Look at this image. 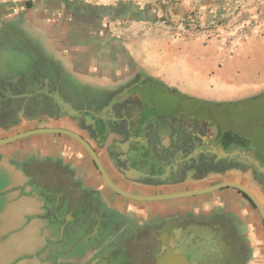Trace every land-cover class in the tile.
I'll return each instance as SVG.
<instances>
[{
	"label": "crops",
	"instance_id": "1",
	"mask_svg": "<svg viewBox=\"0 0 264 264\" xmlns=\"http://www.w3.org/2000/svg\"><path fill=\"white\" fill-rule=\"evenodd\" d=\"M60 76L63 83L95 93L143 84L207 104L252 98L264 92V0H0V139L46 127L76 132L91 144L108 176L134 195L215 185L227 175L173 178L177 168L164 166L174 156L173 146L166 138L154 140L147 124L137 137L108 129L101 140L97 131L92 135L68 117L53 116L51 98L72 107L58 91ZM136 98L157 101L144 91ZM156 105L166 110L160 101ZM134 143L135 156L146 153L157 162L152 172L130 165ZM235 189L165 200L130 198L107 183L75 138L30 135L0 145V264H57L59 229L63 237L70 227L78 245L90 246L76 260L101 264L125 243L119 235L128 226L178 211L196 218L216 210L233 211L246 264H264L262 216ZM164 245L167 252L156 255L158 264L169 248L186 254ZM196 245L190 240L176 246L196 259ZM64 260L71 261L69 253Z\"/></svg>",
	"mask_w": 264,
	"mask_h": 264
},
{
	"label": "flooded vegetation",
	"instance_id": "2",
	"mask_svg": "<svg viewBox=\"0 0 264 264\" xmlns=\"http://www.w3.org/2000/svg\"><path fill=\"white\" fill-rule=\"evenodd\" d=\"M62 79L60 76L58 91L64 100L72 105L74 111L69 113V107L51 98L49 103L52 105L53 116L68 117L79 126L85 127L92 135L97 131L101 140L105 139L108 129L125 131L127 137L131 133L137 137L139 129L147 124L145 128L154 140L162 141L166 138L169 145L173 146L174 156L164 164L166 167L177 168V172L172 174L173 178L179 177L183 180L187 175L205 178L211 174L225 176L231 171H237L246 179L247 174H250L249 181L244 178L236 181L249 188L264 205L261 198V195L264 196V172L261 171L264 168V157L259 155V151L238 144L237 139L228 130L221 129V124H217V128L213 129L211 125L203 126V119L192 115L188 117L185 112L182 114L179 111L160 110L156 105L158 101L149 104L146 100L137 99L138 92L150 89L145 88L146 85L143 84L129 85L123 91L119 89L109 93H95L88 88L63 83ZM124 91L128 94L122 95ZM90 121L94 124H90ZM135 143L131 145L129 153L130 165L152 172L158 165L157 162L152 161L146 153H142L140 157L135 156ZM248 156L253 157L257 163L250 164ZM123 166H126V163ZM122 174L124 175L123 172ZM111 180L120 187L116 179L112 177ZM48 182L49 186L56 187L53 180ZM221 182H224V179L215 184ZM69 189L70 193H75L74 188ZM224 189L229 188L222 190ZM235 190L242 199L253 204L242 191ZM193 215L181 214L178 211L157 222L128 226L119 235L125 237V243L104 255L100 263L158 264L156 255L167 252L168 246L164 245L167 241L175 252L188 254L192 264H246L243 236L234 230L236 217L233 211L216 210L210 215L203 213L196 218H193ZM166 223L168 224L164 226ZM163 230L167 232L162 237L158 236L157 233ZM190 240H196L197 243L196 259L193 254L176 246L177 243Z\"/></svg>",
	"mask_w": 264,
	"mask_h": 264
},
{
	"label": "rangeland",
	"instance_id": "3",
	"mask_svg": "<svg viewBox=\"0 0 264 264\" xmlns=\"http://www.w3.org/2000/svg\"><path fill=\"white\" fill-rule=\"evenodd\" d=\"M175 92L174 89H171V91L163 90L159 85L145 90L146 94L151 95V98L156 97V100L160 101L169 112L179 111L182 114L185 112L188 117L192 115L198 119H203L201 121L203 126L211 125L213 129L217 128V124H221V129L223 128L224 131L228 130L232 135L242 134L249 140L252 139L257 146L264 148V92L252 98L238 100V102L226 101L213 104H207L205 101L201 102L182 95H175ZM247 175L246 179L249 181L251 175ZM243 178L237 171L223 177L224 181L232 182ZM246 179L244 178V180ZM261 198L264 203V196L261 195ZM72 230L73 227H70L68 231L65 230L63 233L65 237H62L59 229L57 264H84L83 261H78L76 258L86 255L90 246L78 245L76 240L71 237ZM66 253L70 254L71 261L64 260Z\"/></svg>",
	"mask_w": 264,
	"mask_h": 264
},
{
	"label": "water",
	"instance_id": "4",
	"mask_svg": "<svg viewBox=\"0 0 264 264\" xmlns=\"http://www.w3.org/2000/svg\"><path fill=\"white\" fill-rule=\"evenodd\" d=\"M61 101V100H60ZM62 102V101H61ZM63 103V102H62ZM73 108L69 106V113H73L74 110ZM76 113V111H75ZM39 133H62V134H67L73 138H75L77 141H79L84 148L90 153V155L93 157L94 161L96 162L97 166L99 167L100 171L102 172L105 180L107 183L113 187L117 192L126 195L130 198L138 199V200H165V199H175V198H181L185 196H192V195H197V194H203V193H209L215 190H220L223 188H229L233 187L236 188L240 191H242L247 197L250 198V200L253 202L254 206L257 207L258 211L260 212L263 222H264V206L260 202V200L256 197V195L247 187L244 185L238 183V182H222L219 184L215 185H210L207 187H202V188H197V189H191L187 191H180V192H175V193H170V194H161V195H150V196H140V195H134L131 193H128L121 189L119 186H117L111 178L108 176L106 173L97 153L91 146V144L83 138L81 135H79L76 132H73L71 130L65 129V128H57V127H46V128H38V129H33L30 131L18 133L16 135L2 138L0 139V145L7 144L16 140H19L21 138L34 135V134H39ZM237 153V152H235ZM227 155V154H226ZM250 158V164L255 163L256 161L253 159V157L248 156ZM257 163V162H256ZM262 172H264V168L261 169ZM160 264H192L186 254L183 253H174L172 249L168 251V254L166 256L160 257L159 259Z\"/></svg>",
	"mask_w": 264,
	"mask_h": 264
},
{
	"label": "trees",
	"instance_id": "5",
	"mask_svg": "<svg viewBox=\"0 0 264 264\" xmlns=\"http://www.w3.org/2000/svg\"><path fill=\"white\" fill-rule=\"evenodd\" d=\"M238 102V101H237ZM233 136L237 139V143L241 144V145H245V147H248L252 150H256L259 151V155L264 157V148H261L260 146H257L252 139L249 140V138H246L244 135L242 134H233ZM244 140V141H243ZM246 197V196H245ZM247 198V197H246Z\"/></svg>",
	"mask_w": 264,
	"mask_h": 264
}]
</instances>
